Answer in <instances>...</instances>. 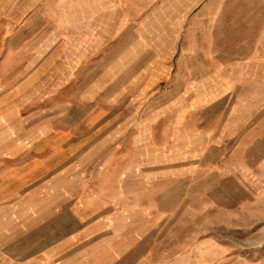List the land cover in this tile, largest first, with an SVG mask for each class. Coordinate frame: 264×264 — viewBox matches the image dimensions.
<instances>
[{
  "label": "crops",
  "instance_id": "crops-1",
  "mask_svg": "<svg viewBox=\"0 0 264 264\" xmlns=\"http://www.w3.org/2000/svg\"><path fill=\"white\" fill-rule=\"evenodd\" d=\"M236 21L211 52L182 46L147 113L105 115L76 85L45 96L2 58L0 264H219L202 231L264 203V8Z\"/></svg>",
  "mask_w": 264,
  "mask_h": 264
},
{
  "label": "rangeland",
  "instance_id": "rangeland-1",
  "mask_svg": "<svg viewBox=\"0 0 264 264\" xmlns=\"http://www.w3.org/2000/svg\"><path fill=\"white\" fill-rule=\"evenodd\" d=\"M253 2L264 8V0H0V35H10L12 43L0 61L8 56L13 76L36 81L29 89L45 96L76 85L91 88L97 96L87 105L97 104L105 115L147 113L155 105L149 94L163 95L174 87L170 80L180 67L182 46L199 41L211 52L215 39L224 40L244 25L236 15ZM117 92L124 94V103L117 102ZM104 96L110 101L103 102ZM30 201L35 208L36 199ZM260 204L202 231L213 238L206 251L220 254L219 264H264Z\"/></svg>",
  "mask_w": 264,
  "mask_h": 264
}]
</instances>
